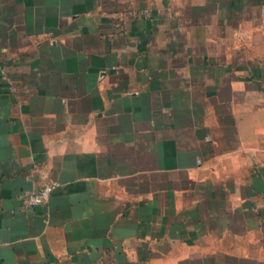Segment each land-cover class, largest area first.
I'll return each instance as SVG.
<instances>
[{
    "label": "crops",
    "instance_id": "0c3cea01",
    "mask_svg": "<svg viewBox=\"0 0 264 264\" xmlns=\"http://www.w3.org/2000/svg\"><path fill=\"white\" fill-rule=\"evenodd\" d=\"M0 264H264V0H1Z\"/></svg>",
    "mask_w": 264,
    "mask_h": 264
},
{
    "label": "built area",
    "instance_id": "2783aa9c",
    "mask_svg": "<svg viewBox=\"0 0 264 264\" xmlns=\"http://www.w3.org/2000/svg\"><path fill=\"white\" fill-rule=\"evenodd\" d=\"M54 187L53 183L47 182L36 190L24 192L22 195V206L24 208H31L47 203L51 198Z\"/></svg>",
    "mask_w": 264,
    "mask_h": 264
}]
</instances>
